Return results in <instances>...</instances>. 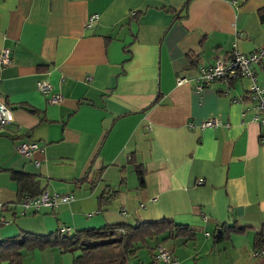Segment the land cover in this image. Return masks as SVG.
<instances>
[{
  "label": "crops",
  "instance_id": "1",
  "mask_svg": "<svg viewBox=\"0 0 264 264\" xmlns=\"http://www.w3.org/2000/svg\"><path fill=\"white\" fill-rule=\"evenodd\" d=\"M3 47L0 103L13 119L0 133V239L171 221L194 237L169 238L165 226L128 264H170L160 246L177 264H264V247L253 249L264 131L250 109L264 70L195 88L202 67L264 47V0H0ZM22 141L39 149L24 156ZM12 170L73 199L25 208ZM60 251L34 250L24 264H72Z\"/></svg>",
  "mask_w": 264,
  "mask_h": 264
},
{
  "label": "trees",
  "instance_id": "2",
  "mask_svg": "<svg viewBox=\"0 0 264 264\" xmlns=\"http://www.w3.org/2000/svg\"><path fill=\"white\" fill-rule=\"evenodd\" d=\"M11 176L17 182L20 201L27 195L37 196L41 193L34 174L12 170ZM165 226L169 238L187 240L194 237V232L186 225H177L171 221L138 223L133 226L114 224L72 233L56 230L46 235L20 232L0 239V264H24L26 254L49 248H58L61 252H76L72 264H128V258L134 256L149 238L155 236L157 239ZM225 228L230 227L223 225L218 234L223 233ZM253 242L255 251L264 247V226L255 233Z\"/></svg>",
  "mask_w": 264,
  "mask_h": 264
},
{
  "label": "built area",
  "instance_id": "3",
  "mask_svg": "<svg viewBox=\"0 0 264 264\" xmlns=\"http://www.w3.org/2000/svg\"><path fill=\"white\" fill-rule=\"evenodd\" d=\"M97 18V14L90 16L89 20L92 21ZM11 51L7 47H3L0 50V65H6L10 62ZM254 64H260L264 70V47L259 48L255 52L249 54H243L236 52L234 56L227 62L217 59L212 65L202 67L199 76L196 78L195 88L200 90L203 86L210 84L212 81L221 78H238L241 76H249L255 80V75L252 69ZM184 77H178V82L184 81ZM37 89L48 94V102L51 104H59L63 96L61 93L53 92L52 85L46 80L37 81ZM250 99L252 105L250 107L253 119L256 121L261 129L264 131V86H261L254 82L252 89L250 91ZM13 115L11 110L4 104L0 103V133L3 131L4 127L12 122ZM215 120L209 119L202 123V126H212ZM17 151L24 155L30 156L33 150L39 149L38 144L34 142L22 141L17 145ZM201 182V181H200ZM73 199V195H49L47 191H42L37 197H31L27 195L22 204L25 208L35 207L39 209L40 207H50L56 208L61 203H68ZM66 229H62L65 231ZM156 258L163 260L170 264H177L170 257V252L159 247L157 249Z\"/></svg>",
  "mask_w": 264,
  "mask_h": 264
},
{
  "label": "rangeland",
  "instance_id": "4",
  "mask_svg": "<svg viewBox=\"0 0 264 264\" xmlns=\"http://www.w3.org/2000/svg\"><path fill=\"white\" fill-rule=\"evenodd\" d=\"M25 197H26V196H25ZM49 249H52V248H49ZM49 249H45L44 251L49 250ZM56 249H58V248H56ZM143 250H144V251H143ZM139 251H141V252H139V258L144 257V255L146 256V254H147V250H146L145 247H144V248H139ZM60 252H61V251H60ZM31 253H33V252H30L29 254H26V255H25L24 262H25V259H26ZM61 253H63V254L68 253L69 256L72 255V252H61ZM73 254H77V253L75 252V253H73ZM143 254H144V255H143ZM132 257H133V256H132ZM132 257H129V258H128V261H129V262H133V260H135V258H132ZM136 259H137V258H136Z\"/></svg>",
  "mask_w": 264,
  "mask_h": 264
}]
</instances>
